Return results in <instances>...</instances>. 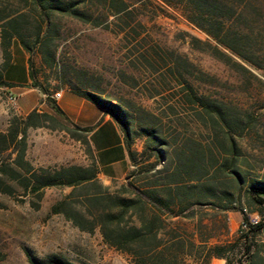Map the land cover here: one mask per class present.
<instances>
[{
    "label": "rangeland",
    "instance_id": "374dc122",
    "mask_svg": "<svg viewBox=\"0 0 264 264\" xmlns=\"http://www.w3.org/2000/svg\"><path fill=\"white\" fill-rule=\"evenodd\" d=\"M20 7L18 0H0V16L17 18L19 31L32 49L24 50L14 40L9 51L11 59L14 46L21 48L35 80L50 94L74 87L120 104L131 123L132 150L145 151V158H151L139 167L131 163L132 169L123 180L104 182L96 173L89 185L47 187L37 199L26 194L22 185L12 179L14 172L23 174L24 170L14 162L17 153L11 148L6 150L7 143L0 140V264H32L30 259L38 264H54L50 262L53 258L61 264H135L129 255L105 244L97 228L92 233L80 231L63 214L53 213L52 208L70 194L68 201L79 206L88 194L106 191L127 198L138 193L159 177L154 172L162 169L163 161L157 157V149L203 152L207 172L202 181L211 182L218 190L230 189L226 177L229 169L222 168L227 155L214 143L210 135L212 124L201 105L197 101L189 102L192 94L188 84L198 98L220 111L221 118L217 117L214 126L219 140L225 132L234 137L240 151L236 168L246 180L243 187L248 185L249 178L263 175L264 69L246 66L250 73L236 71L214 57L204 45L192 44V38L213 42L185 18L179 7H168L159 0H150L143 6L136 4L134 18L143 27L134 28L129 35L117 33L111 24L109 28L95 26L94 19L83 23L56 14L50 33L44 38H39L45 28L41 31L37 28L38 13L18 17L16 10ZM81 10L92 14V18L99 14L93 5L87 4ZM44 39L49 65L37 49L38 40ZM175 56L180 58L178 66L174 65ZM183 60L194 69L181 63ZM3 63L0 45V84ZM36 90V94H41ZM10 95L7 86L0 85V134L7 132L13 117L26 116L16 113V106L8 101ZM45 98L40 99L34 110L50 119L43 127L27 129L24 161L35 169L78 166L97 172L86 133L57 116ZM153 138H161L163 144ZM149 164L155 165L152 171ZM224 205L217 201L216 206ZM232 206L234 209L226 213L219 207H196L192 209V220L173 218L169 222L170 227H179L186 244L191 234L195 240L193 247L187 245L183 249L191 255L184 256L177 264H226L224 259L214 257L206 262L209 247L233 243L239 236L243 214L248 220H260L244 204L242 210L237 204ZM206 236L214 238L205 246L202 241ZM242 254L243 250L236 253L231 264H238L244 257Z\"/></svg>",
    "mask_w": 264,
    "mask_h": 264
},
{
    "label": "trees",
    "instance_id": "16d2710c",
    "mask_svg": "<svg viewBox=\"0 0 264 264\" xmlns=\"http://www.w3.org/2000/svg\"><path fill=\"white\" fill-rule=\"evenodd\" d=\"M168 7H179L185 18L202 31L213 44L202 42L192 38V44L204 45L206 49L217 59L225 62L236 71L248 72L246 68L264 69V0H159ZM21 6L16 10L18 17H24L28 13H38L40 18L37 28H45L39 38L49 35L53 27L52 18L69 16L83 23L94 19L93 25H103L109 28L110 24L116 27L117 33L129 35L136 27H143L135 17L136 4L144 5L150 0H18ZM93 5L98 10V17L92 18L81 10V7ZM83 5V6H82ZM9 15L0 16L3 22L0 30L1 49L4 55V70L11 61L10 48L12 41L17 40L24 50H32L19 31L16 19ZM112 18V19H111ZM111 19V20H110ZM41 33V32H40ZM41 35V34H40ZM38 51L43 57L44 63L49 65L47 58V46L45 39L38 40ZM201 49V48H200ZM174 65L178 66L180 58L175 56ZM189 69L194 66L188 61H182ZM191 75V71L188 70ZM31 86L46 95L45 103L53 112L62 119H67L55 101L49 96L30 71ZM2 86L11 87L4 81ZM193 100L203 108L212 124L210 135L214 139L222 153L227 157L222 168L229 169L228 188L218 190L216 185L209 181H202L201 177L207 172L204 164V153L195 149L183 152H167L156 150L157 157L163 161L162 169L154 173L159 175L157 180L145 186L138 193L127 198H119L103 193L88 194L79 206H72L66 199L58 202L53 208V213L63 214L80 231L92 233L98 229L105 244L113 249L129 255L135 264H177L184 256L191 255L183 251L186 246H194V236H188L187 244L183 236L178 232L179 227H170L169 222L173 218L180 220H192L193 208L219 207L222 213H226L237 204L242 210L244 204L250 213H256L260 220L256 224H249L243 214L242 221L246 223V229H239V236L233 242L210 246L205 259L211 257L224 259L226 264L232 263L233 256L243 250L244 257L238 264H264V172L260 177L248 179V185L243 187L246 180L236 168L237 156L240 151L234 137L225 132L222 139L215 129L217 117L221 118L220 111L213 104L207 105L195 93L188 84ZM70 90L105 109L119 124L125 138L130 162L134 167H139L150 160L145 158L144 152L132 150L130 136L131 123L127 113L120 104L105 101L94 93L83 92L74 87ZM50 119L45 113L36 110L31 111L23 118L13 117L5 134H0L6 146L5 149H13L16 157L14 162L23 168V174L14 172L13 180L20 183L26 194H32L40 199L41 191L47 187L63 186L76 187L89 185L96 178L97 172H89L78 166L33 168L24 161L25 140L27 129L43 127L45 121ZM79 131L88 133L91 128H78ZM155 137V136H154ZM154 141L163 144V140L153 138ZM18 149V150H17ZM209 161L213 155L209 151ZM154 164H149L151 171ZM0 171L1 167H0ZM218 202H224V206H216ZM202 223V222H200ZM206 226V225H204ZM227 228L224 227V230ZM213 236H206L202 243L209 244ZM32 264H38L30 259ZM51 263L61 264L56 259Z\"/></svg>",
    "mask_w": 264,
    "mask_h": 264
},
{
    "label": "crops",
    "instance_id": "0c3cea01",
    "mask_svg": "<svg viewBox=\"0 0 264 264\" xmlns=\"http://www.w3.org/2000/svg\"><path fill=\"white\" fill-rule=\"evenodd\" d=\"M12 69L15 70L10 74ZM3 81L11 86L7 88L11 95L17 98L15 111L20 115H28L38 107L40 99L46 96L42 93L36 94L38 91L31 86L28 57L19 47L14 46L12 50V59L4 70ZM60 92L57 99L52 97L53 94L49 96L54 99L69 123L78 128H91L86 133V143L92 154L98 178L104 182L125 179L132 165L119 124L105 109L70 89L63 88Z\"/></svg>",
    "mask_w": 264,
    "mask_h": 264
},
{
    "label": "built area",
    "instance_id": "2783aa9c",
    "mask_svg": "<svg viewBox=\"0 0 264 264\" xmlns=\"http://www.w3.org/2000/svg\"><path fill=\"white\" fill-rule=\"evenodd\" d=\"M60 94H61V92H56V93H54L53 94V98L54 99H57V98H59L60 97ZM8 101H10L11 103H12V105L13 106H16V104H17V98H16V96H14V95H10L9 97H8ZM259 222V220H257V218H253V219H250V220H248V223L249 224H256V223H258ZM239 228L240 229H246L247 228V225H246V223H244L243 221L240 223V226H239Z\"/></svg>",
    "mask_w": 264,
    "mask_h": 264
},
{
    "label": "bare ground",
    "instance_id": "6f19581e",
    "mask_svg": "<svg viewBox=\"0 0 264 264\" xmlns=\"http://www.w3.org/2000/svg\"><path fill=\"white\" fill-rule=\"evenodd\" d=\"M10 102V101H9ZM11 103V102H10ZM12 104V103H11Z\"/></svg>",
    "mask_w": 264,
    "mask_h": 264
}]
</instances>
